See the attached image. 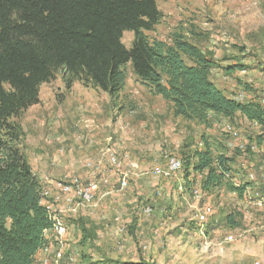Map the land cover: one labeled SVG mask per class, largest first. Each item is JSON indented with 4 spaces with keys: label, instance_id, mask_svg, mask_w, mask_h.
Wrapping results in <instances>:
<instances>
[{
    "label": "rangeland",
    "instance_id": "1",
    "mask_svg": "<svg viewBox=\"0 0 264 264\" xmlns=\"http://www.w3.org/2000/svg\"><path fill=\"white\" fill-rule=\"evenodd\" d=\"M155 3L162 16L145 33L150 41L170 44L173 33H182L215 62L209 78L218 88L238 100L261 99L264 0ZM132 38V32L123 33L127 48ZM232 64L244 68L224 69ZM67 79L59 71L41 84L40 102L16 119L23 132L21 149L43 199L61 196L52 208L66 230L60 243L52 238L51 252L34 264L44 257L54 260L60 250V264H264V206L255 203L256 194L264 196L258 188L264 142L259 146L254 140L260 134L255 124L211 112L205 124L176 116L172 104L150 92L130 65L124 87L112 97L80 80L68 88ZM205 142L215 154L243 152L236 157L233 182L248 179L254 185L243 197L222 185L204 191L202 177L190 167L185 171L186 161H194L192 152ZM112 155L121 167L111 163ZM171 157L180 160V170L154 175L166 171ZM120 170L130 173L123 186ZM74 178L96 182L93 203L84 204L74 194L66 200L58 183ZM48 180H53L51 195ZM230 212L235 223L222 224L220 218ZM207 219L217 220V226L205 228Z\"/></svg>",
    "mask_w": 264,
    "mask_h": 264
},
{
    "label": "trees",
    "instance_id": "2",
    "mask_svg": "<svg viewBox=\"0 0 264 264\" xmlns=\"http://www.w3.org/2000/svg\"><path fill=\"white\" fill-rule=\"evenodd\" d=\"M161 16L155 0H0V264H33L55 224L21 149L23 132L16 119L40 102V85L59 71L68 75V88L80 80L112 97L124 87L130 65L150 92L172 104L174 115L204 124L209 112L240 116L258 128L254 140L262 146L260 100H238L218 88L209 78L215 62L182 33H173L170 44L150 41L145 33ZM125 32L133 33L129 48L122 42ZM237 68L244 67L224 69ZM192 153L194 161H186L185 171L190 167L202 177L204 191L222 185L243 197L254 186L248 179L233 182L236 157L243 152L215 154L205 142ZM259 181L264 195V178ZM220 221L232 226L235 217L230 212ZM217 222L207 219L205 228L214 229Z\"/></svg>",
    "mask_w": 264,
    "mask_h": 264
},
{
    "label": "bare ground",
    "instance_id": "3",
    "mask_svg": "<svg viewBox=\"0 0 264 264\" xmlns=\"http://www.w3.org/2000/svg\"><path fill=\"white\" fill-rule=\"evenodd\" d=\"M260 105H261V108L263 109L264 111V92L261 94V99H260ZM126 157V156H125ZM130 160V159H129ZM110 161L113 165H115L117 168L118 167H121V162L117 159L116 156L112 155L110 157ZM126 161H128L126 159ZM110 163V162H109ZM128 163L133 167V163L128 161ZM123 166V165H122ZM126 168V167H125ZM181 168V162L179 159L175 158V157H171L168 161H167V166H166V171H161V170H156L155 171V174L156 176H171L172 173H176V171H179ZM122 169V168H121ZM121 174H122V181H121V185H125L126 184V179L127 177L129 176L128 173H126L125 171L122 172L120 170ZM120 178V177H119ZM120 182V181H119ZM119 185V184H118ZM70 186H74L75 187V190L77 193H79V195H81V197L83 198V200H85L86 203H92L93 199H94V191H95V185L94 184H89V189H86V186H83V185H80L78 183V181H74L70 184ZM67 189V188H66ZM179 190H181V188H179ZM46 209L53 213V219H54V226L53 228H51L52 230H55L57 232L58 235H62L65 233V230H64V226L61 225L57 219V216L55 214V211L52 210V204L50 203H46L45 205ZM209 209V208H208ZM147 212L151 211V209H146ZM198 220L202 223L205 218H204V215L203 214H200L198 215ZM227 240H231L232 239V236H228L226 238ZM71 260V259H70ZM57 262L55 261H52V260H48L47 258H44V260L41 261L40 264H56Z\"/></svg>",
    "mask_w": 264,
    "mask_h": 264
},
{
    "label": "crops",
    "instance_id": "4",
    "mask_svg": "<svg viewBox=\"0 0 264 264\" xmlns=\"http://www.w3.org/2000/svg\"><path fill=\"white\" fill-rule=\"evenodd\" d=\"M263 93V92H262ZM250 177L249 178H252V175H249ZM74 181H78V183L80 184V185H83V186H86V184H94L95 185V193H94V197H95V194H96V191H97V188H98V186H97V184H96V182H94V181H89V182H87V183H83V180H81L80 178H74V179H69V180H63V181H61L60 183H58V186L60 187V192L61 193H63L64 195H66V200H70V197H71V194H74V196H76V197H78L80 200H81V202H83L84 204H91V203H86L85 202V200H83V198L81 197V195H79V193H77L76 192V190H75V187L74 186H70V184L72 183V182H74ZM47 183H48V185H47V187H48V190H50V191H48V193H50L49 195H51V194H53L54 192H52L53 191V187H54V185H52V183H53V180H48L47 181ZM67 184H68V188H67ZM67 188V189H66ZM59 197H61L60 195L59 196H54L53 197V201L52 202H49L48 200V198H47V200H44L43 199V201L45 202V203H50V204H52V207H53V203H55L57 200H59ZM256 198H255V203H256V205H258V204H262V205H258V206H260V207H262V206H264V198H262V197H259L257 194H256V196H255ZM92 203H93V201H92ZM148 209V208H147ZM52 210H53V208H52ZM62 210H64V209H62ZM57 219H58V221H59V223L61 224V225H63L64 226V224L62 223V220H63V218L62 219H59L58 217H57ZM201 223V222H200ZM64 230H65V226H64ZM53 233V235H51ZM65 233H66V230H65ZM64 233V234H65ZM64 234H62L61 236L60 235H58L57 234V232L55 231V230H52V229H50V231H48L47 233H46V237L48 238V244H47V246L46 247H44V249L43 250H40L37 254H36V256H35V260L37 261H39V258L42 256V254L44 253V252H48V250H50V252H51V248H50V244H52L54 241H53V239L52 238H54L55 239V241L57 240V241H59L60 239H62V236L64 235ZM61 242V240L59 241V243ZM55 243V242H54ZM56 245V244H55ZM52 246V245H51ZM53 247V246H52ZM49 255H50V253H49ZM51 257V256H50ZM62 257V253H61V250L60 251H57L55 254H54V256H52L51 258L52 259H54V260H52V261H55V262H57L58 264H60L59 263V259ZM44 258H46V257H44ZM44 258H41L40 259V263H41V261L42 260H44ZM49 259V258H48ZM35 263V261L33 262V264Z\"/></svg>",
    "mask_w": 264,
    "mask_h": 264
},
{
    "label": "built area",
    "instance_id": "5",
    "mask_svg": "<svg viewBox=\"0 0 264 264\" xmlns=\"http://www.w3.org/2000/svg\"><path fill=\"white\" fill-rule=\"evenodd\" d=\"M67 188H68V184H67ZM86 189H89V184H86ZM263 198H264V196H263ZM262 204H258V205H262Z\"/></svg>",
    "mask_w": 264,
    "mask_h": 264
}]
</instances>
